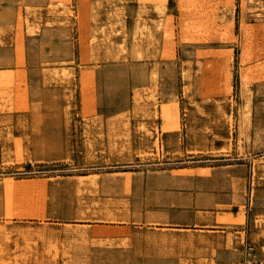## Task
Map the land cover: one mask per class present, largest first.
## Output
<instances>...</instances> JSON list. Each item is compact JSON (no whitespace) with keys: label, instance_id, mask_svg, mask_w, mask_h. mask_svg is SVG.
<instances>
[{"label":"rangeland","instance_id":"obj_1","mask_svg":"<svg viewBox=\"0 0 264 264\" xmlns=\"http://www.w3.org/2000/svg\"><path fill=\"white\" fill-rule=\"evenodd\" d=\"M64 26L70 44L50 31ZM43 30V46L63 57L41 67L63 89L64 158L31 156L46 146L36 137L28 148L14 139L13 151L11 126L0 130V264H252L226 254L244 249V233L86 223L120 225L121 208L153 204L177 180L203 201L211 190L242 204L253 190L264 203V0H0V45L17 66L31 67L29 36ZM129 48V75L98 90L84 68L77 81L76 66L127 60ZM0 76V108L27 100L22 75ZM102 109L120 111L104 121ZM21 125L36 135L34 122ZM255 239L264 264V228Z\"/></svg>","mask_w":264,"mask_h":264},{"label":"crops","instance_id":"obj_2","mask_svg":"<svg viewBox=\"0 0 264 264\" xmlns=\"http://www.w3.org/2000/svg\"><path fill=\"white\" fill-rule=\"evenodd\" d=\"M134 16H132V18H134ZM134 19L131 20L127 16V28L130 34L135 30ZM50 31L54 32L56 35H61L62 40H60L58 44H64L65 42L70 44L68 39L64 37V34L68 35L69 28L65 26L57 27L50 29ZM45 32L46 31L43 30L37 32L35 35L29 36L31 45L28 47V55L31 60V67L26 70H24L23 66H17L14 53L10 54L13 55L12 58H10L9 55H7L8 52L6 47L0 45V75L9 72L22 75L23 83L20 85L21 89L27 88V90H29L27 100H23V102L15 100L11 108H0V130L12 128L13 140H11L12 145H10V147L13 151L17 146V144L14 143V139L16 142L22 141V145L28 148L30 144L27 140L29 141L32 137H36L42 139L43 143H46V146L44 150L37 151V153L31 151V156L45 159L50 157L64 158L65 143L62 139L66 136L63 126L64 118L66 121V114H64L65 107L63 106V98L61 96L63 89L61 86L57 85L54 80L46 84L43 72L44 68L41 67L42 62L47 58H51L53 54L57 56V58L62 59L63 57L56 55L55 52L53 53V49L50 50L48 45L43 46ZM131 42L132 37L129 44L130 46L132 44ZM12 49L13 48H11V50ZM128 53L129 56L127 60H119L118 62L97 60L93 64L76 66L77 81H80L84 68L86 71L92 73L91 80L98 90L106 79H111L112 77L118 78L121 73L123 76L129 75L126 73H131L130 68L135 65L136 60L133 62L131 48H129ZM8 61H11V63ZM66 67L71 68L70 66ZM25 80L27 81L26 84L24 83ZM59 93L60 98L58 97ZM101 101L102 97H98L96 104H101ZM131 102L132 99L129 98L130 105ZM102 110L98 111V117L102 115L104 121L118 114L120 111L109 112L104 109ZM6 119H8L9 122H6ZM25 119L29 121L30 124L33 122L35 123L36 135H33L32 129L28 131L27 127L21 125L22 121ZM41 148L42 147L39 149ZM9 156L15 158L16 155L10 154ZM1 159L2 146L0 145V160ZM174 178L180 179L185 177L174 176ZM187 178L191 181V179H196L197 177L191 176ZM177 181L171 186L169 191L160 190V197L157 198L156 202L153 204L145 206L144 202L139 200V202L132 204L133 210L131 213L126 211L125 208H121L120 211H122L121 215L123 219L120 221V225L107 223H86V225L122 227L126 225L123 223L126 221L124 218L126 217L131 222L130 227L134 231L144 230L167 234L193 232L201 235L219 236L222 237L224 241L228 239L229 232L244 233V249L235 251L230 247L226 250V254L237 253L243 256V260L247 261V263L250 262V260L253 261L252 264L263 263L262 254L260 252L261 243L258 239H255L256 242H252L251 236L253 235L257 238L258 233L264 228V203L256 201L257 197H254L252 189V191H250L251 196L248 194V198L244 199L242 204L235 201L233 193L230 195L228 194L227 197L225 193L212 192L211 190L205 192L203 198L205 201H203L202 197L195 192L196 190L190 189L189 187H182V189H179L176 185ZM46 213L51 214L49 206H47ZM225 219H227V221ZM66 223L69 224L67 221Z\"/></svg>","mask_w":264,"mask_h":264},{"label":"bare ground","instance_id":"obj_3","mask_svg":"<svg viewBox=\"0 0 264 264\" xmlns=\"http://www.w3.org/2000/svg\"><path fill=\"white\" fill-rule=\"evenodd\" d=\"M1 77V76H0ZM6 79V78H5ZM7 83V82H6ZM173 108H168V111L166 110V112H165V116H166V119H167V122L169 121V122H171L172 123V121H175V119H176V122H177V126H179V122H178V113H175V111L173 112ZM230 121V120H229ZM231 127V126H230ZM232 129V128H231ZM9 184V183H8ZM12 185V184H11ZM11 185H10V188H11ZM15 185H17V184H15ZM7 187V186H6ZM9 187V186H8ZM16 189H17V186H16ZM11 190V189H10ZM14 190V189H13ZM7 192V191H6ZM10 192V191H9ZM9 219V218H8ZM6 221V220H5ZM43 223V222H42ZM5 224V223H4ZM8 224V223H7ZM29 224V223H28ZM22 225H24V224H22ZM25 225H26V223H25ZM43 225V224H42ZM1 226H2V224H1ZM0 226V227H1ZM21 226V225H20ZM28 226V225H27ZM4 227V226H3ZM29 227H31V226H29ZM36 227V226H35ZM46 227V226H45ZM10 228V227H9ZM8 228V229H9ZM25 228V227H24ZM54 227H52L51 229H49V231H47V232H50L52 229H53ZM7 229V228H6ZM11 229H13V228H11ZM29 229V228H28ZM36 229V228H35ZM37 229H38V227H37ZM39 229H41V228H39ZM45 229V228H44ZM1 230H2V228H1ZM14 230V229H13ZM19 230V229H18ZM23 230V229H22ZM34 230V229H33ZM3 231V230H2ZM32 231V230H31ZM43 231V230H42ZM1 232V231H0ZM12 232V231H11ZM25 232V231H24ZM28 232V231H27ZM27 232H26V234H27ZM38 232V231H37ZM19 233V232H18ZM33 233V232H32ZM40 233V232H39ZM43 233V232H42ZM45 233V232H44ZM43 233V234H44ZM12 234V233H11ZM13 235V234H12ZM15 235V234H14ZM23 235V234H22ZM21 235V236H22ZM33 235V234H32ZM31 235V236H32ZM6 236H9V235H6ZM16 236V235H15ZM24 236H27V235H24ZM5 237V236H4ZM13 237V236H12ZM28 237V236H27ZM33 237V236H32ZM34 237H36V236H34ZM33 237V238H34ZM25 238V237H24ZM23 238V239H24ZM29 238V237H28ZM33 238H31V239H33ZM22 239V240H23ZM30 239V238H29ZM18 240V239H17ZM11 241V240H10ZM15 241V240H14ZM20 241V240H19ZM26 241V240H25ZM16 242V241H15ZM241 242V241H240ZM25 243V242H24ZM7 244V243H6ZM235 244V243H234ZM8 245V244H7ZM243 245V244H242ZM237 246V245H236ZM8 247V246H7ZM234 248V247H233ZM236 250V249H235ZM5 251V250H4ZM11 251H13V249L11 250ZM0 253H1V251H0ZM6 253V252H5ZM10 254V253H9ZM9 254H7V255H9ZM42 255H43V253H42ZM1 256H3V255H0V257ZM16 256H18L17 254H16ZM38 256V255H37ZM10 257V256H9ZM14 257H15V255H14ZM20 257V256H19ZM34 257V256H33ZM2 258V257H1ZM6 258V257H5ZM42 258V257H41ZM43 258H47V257H43ZM10 259V258H9ZM21 259V258H20ZM24 259H25V255H24ZM36 259V258H35ZM7 260H8V258H7ZM30 260H31V258H30ZM45 260V259H44ZM6 261V260H5ZM10 261V260H9ZM13 261V260H12ZM16 261V260H15ZM33 261H34V259H33ZM17 262V261H16ZM15 262V263H16ZM20 262V261H19ZM6 263V262H5ZM44 263V262H43ZM4 264V263H3ZM37 264V263H36ZM39 264V263H38Z\"/></svg>","mask_w":264,"mask_h":264}]
</instances>
